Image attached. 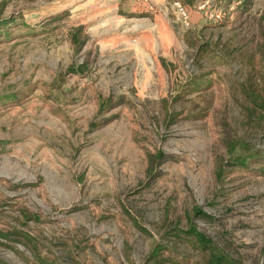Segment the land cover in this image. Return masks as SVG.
<instances>
[{
	"label": "rangeland",
	"instance_id": "374dc122",
	"mask_svg": "<svg viewBox=\"0 0 264 264\" xmlns=\"http://www.w3.org/2000/svg\"><path fill=\"white\" fill-rule=\"evenodd\" d=\"M174 1L0 0L16 18L0 31V264H149L158 241L203 264L168 232L194 205L238 264H264V122L246 109L264 0L186 6L189 24Z\"/></svg>",
	"mask_w": 264,
	"mask_h": 264
},
{
	"label": "trees",
	"instance_id": "16d2710c",
	"mask_svg": "<svg viewBox=\"0 0 264 264\" xmlns=\"http://www.w3.org/2000/svg\"><path fill=\"white\" fill-rule=\"evenodd\" d=\"M182 4L187 6L188 8H194L199 0H177ZM145 4V3H144ZM145 4L144 6H146ZM2 5L0 6V31L7 29V27L11 26V23H14L16 18L13 16L2 17ZM5 28V29H4ZM72 41L76 43L78 41L77 35L72 34ZM75 72V70L73 71ZM248 99H250V103L247 105L246 109L249 112L257 111L259 112L260 121L264 122V87L260 88V91H256L255 89H250L248 91ZM20 96V92H13L10 95L6 96L7 99L16 100ZM256 153H249L247 155H237L236 162L240 164H245L248 157H253ZM193 218H201L210 220L212 219V215L202 209L201 206L194 205L192 208V216H188V224L185 228L182 227H173L168 232L176 237V239H180L183 242H186L187 245L193 250L199 253L202 258L203 264H238L237 259H235L232 255L226 252V250L221 247L212 237H210L205 232L199 230L195 223L193 222ZM11 231L10 234L20 235L22 231L20 229H16ZM0 237L1 238H9V233L0 229ZM25 237V235H23ZM27 240H30L29 237H25ZM23 242V241H22ZM24 243V242H23ZM27 245V243H24ZM171 250V247L167 243H163L162 241H158L152 247L148 254L147 263L149 264H173L172 260H170L169 255H165L168 251ZM34 252V251H33ZM170 253V252H168Z\"/></svg>",
	"mask_w": 264,
	"mask_h": 264
},
{
	"label": "built area",
	"instance_id": "2783aa9c",
	"mask_svg": "<svg viewBox=\"0 0 264 264\" xmlns=\"http://www.w3.org/2000/svg\"><path fill=\"white\" fill-rule=\"evenodd\" d=\"M217 2H218V0H203L197 4V8L198 9H204L206 7L209 8L211 6V3H214L213 5H216ZM173 6L177 12L179 20L184 24H189L190 14H189L187 7L184 4H182L180 1H177V0L173 2ZM222 15H223V13H222V10L220 8L215 10L214 13L210 14V16H214L215 18H220Z\"/></svg>",
	"mask_w": 264,
	"mask_h": 264
},
{
	"label": "crops",
	"instance_id": "0c3cea01",
	"mask_svg": "<svg viewBox=\"0 0 264 264\" xmlns=\"http://www.w3.org/2000/svg\"><path fill=\"white\" fill-rule=\"evenodd\" d=\"M149 1L151 2V4L152 3H155L156 4V3L162 2L163 0H149ZM144 3L147 4V5L149 4V3H146V1ZM149 8H151V7L149 6Z\"/></svg>",
	"mask_w": 264,
	"mask_h": 264
}]
</instances>
